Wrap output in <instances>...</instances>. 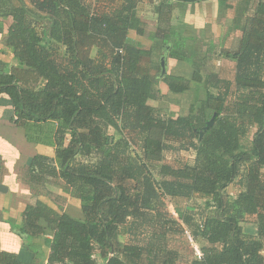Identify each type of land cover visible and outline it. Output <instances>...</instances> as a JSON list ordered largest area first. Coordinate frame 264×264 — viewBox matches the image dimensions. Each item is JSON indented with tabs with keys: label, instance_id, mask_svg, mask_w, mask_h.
Masks as SVG:
<instances>
[{
	"label": "trees",
	"instance_id": "obj_1",
	"mask_svg": "<svg viewBox=\"0 0 264 264\" xmlns=\"http://www.w3.org/2000/svg\"><path fill=\"white\" fill-rule=\"evenodd\" d=\"M96 1L0 0L1 52L20 64L0 59V95L18 126L56 124L54 156L30 158L27 181L35 195L52 197L61 186L83 216L37 198L20 222L7 221L22 249L0 248V264H44L39 241L50 250L47 264H184L169 239L187 238L186 231L202 255L185 264H264V0H217L221 9L245 2L238 48L221 51L235 63L233 80L195 63L187 74L162 76L154 50L130 37L146 33L142 0ZM172 2L150 0L153 38L185 63ZM161 84L177 95L198 90L187 115L150 104L165 98ZM181 152L192 153L193 163L163 161ZM159 188L171 199H201L203 207L178 210V222Z\"/></svg>",
	"mask_w": 264,
	"mask_h": 264
},
{
	"label": "crops",
	"instance_id": "obj_2",
	"mask_svg": "<svg viewBox=\"0 0 264 264\" xmlns=\"http://www.w3.org/2000/svg\"><path fill=\"white\" fill-rule=\"evenodd\" d=\"M89 1L92 3L97 2L96 0ZM118 1L109 0L106 2L112 6L118 3ZM158 2L155 3L157 4ZM146 4L148 5L146 11L141 12L142 4H140L139 11V15L146 25L145 36H139L135 32H131L130 37L133 40L135 39L144 48L154 50L151 60L154 62L156 55L162 51H160V45H158L160 41L153 38V33L156 32L157 16L153 12V6L150 2H146ZM98 5L100 9L104 8L101 7L102 3ZM228 5L229 8L221 9L217 0H202L194 4L172 2V26L177 29L182 38H184V41H186L185 61L188 64L179 66L178 63L181 62H178L174 65V60L170 59L169 63L173 67L169 69L170 73L177 68V71L187 74L190 71L189 64L195 63L206 66L207 61L216 55L220 57L218 64L220 65L223 62L218 74L223 79H234L235 63L230 59L224 58L221 51H236L238 48L240 28L246 24V15L244 13L245 2L231 1ZM7 26L8 21L5 22V30ZM2 37L3 35L0 33V59L9 66H20L19 62L10 52H1L3 49L1 44ZM188 53L190 55H187ZM227 65L231 68V71L233 69V74H231L233 77L231 78L225 74V70H229L226 67ZM206 67L208 68V65ZM212 70L216 72L214 69ZM161 85L163 87V84ZM163 93L166 96L164 90ZM8 99V96L0 95V184L8 189L6 193L0 192V217L2 218V221H0V248L7 252L19 253L22 249V240L18 235L13 233L10 224L7 223L9 219H15L17 222H20L23 211L37 198L57 211H60L57 205L60 204L63 206L65 212L77 217L81 210V203L79 200L65 194L62 187L58 185L52 188V197L48 193L40 195L33 193L27 181L26 165L28 160L37 154L54 156L56 124L51 122L53 125L52 132H50L51 139L48 141L29 139L27 129L23 126H18L15 122V112L9 104ZM47 124L50 123L39 124L35 128L42 131L44 130L43 127ZM32 126H35V124ZM54 193L67 198L68 204L63 205L66 201L63 204L62 201H57ZM71 205L79 207L76 214L71 212ZM51 236L52 232H48V237L50 238ZM39 244L42 245L44 264H47L50 250L45 246L43 241H39Z\"/></svg>",
	"mask_w": 264,
	"mask_h": 264
},
{
	"label": "rangeland",
	"instance_id": "obj_3",
	"mask_svg": "<svg viewBox=\"0 0 264 264\" xmlns=\"http://www.w3.org/2000/svg\"><path fill=\"white\" fill-rule=\"evenodd\" d=\"M104 2H106L105 0H103ZM103 1H102V5L103 6ZM155 2L159 1V0H154ZM146 2H150V0H142L141 4H142V8H141V12L142 11H146L147 9V4ZM101 4V3H100ZM189 4V3H187ZM194 4V3H192ZM96 6H98V4H96ZM182 37V36H181ZM135 40V39H134ZM137 42V41H136ZM138 43V42H137ZM184 43H186V41H184ZM185 50V47H184ZM165 55V56H164ZM187 55H190V53H188ZM165 57V61H166V71L169 72V69L173 68L169 61L170 58L168 57V52L164 53V51L162 50L161 53H158V55H156L155 59V63L156 64H161V59L162 57ZM161 57V58H160ZM219 56H214L212 57V59H209L207 61V65H208V69L211 70L214 69L217 73L220 70V68L222 67L223 62L220 63V65L218 64L219 61ZM185 63H188L186 61H184ZM178 61L174 60V65L177 64ZM185 63H178L179 66H183ZM190 65V64H189ZM206 65V66H207ZM170 66V67H169ZM226 67L229 68V66L227 65ZM230 73V74H229ZM162 74V72H161ZM171 74H177V75H183L181 72L174 70ZM225 74L226 76H229L230 78L233 77V69L231 71V68H229V70H225ZM231 75V76H230ZM162 91L164 90V92H166V96L164 99L162 100H152L150 101V104L154 107H156L158 110H160L163 114L165 115H169V116H179V115H187L190 111V108L192 105H194L196 103V97H198V90L197 89H193L190 90L186 93L183 94H172L169 92L168 88L163 85H160ZM199 97L203 98L204 97V92H201L199 94ZM52 124H47L46 126H44V130H40V129H36L35 126L30 127L29 129H27V135L29 137V139H34L36 141H48L49 139H51V133L52 132ZM44 131V132H43ZM252 135L253 132H251L249 134V136L247 138H245L243 140V143L245 145V147H249L251 145V140H252ZM163 161L171 164L173 166H178L181 164H191L194 161V157L192 155V153H187V152H181L179 155L175 154V153H167L164 158ZM238 185H232L229 188V193L231 196H235L237 194L238 191ZM159 192L161 193V196L163 197V199L165 200L166 203V211L171 214L172 218L177 220L178 222H181L180 217H179V211H186L188 207H203L204 201L201 199H193V200H187L185 198H176V199H171L166 197L161 189L159 188ZM67 201L63 204V205H67ZM79 207H76L75 205H71L70 206V210L72 213L76 214L78 212ZM200 213L198 212L197 215H199ZM81 215V216H80ZM204 215V214H203ZM76 218H82V212L80 210L79 212V216H75L72 215ZM173 238L169 239V246L171 248L176 247L178 248V250H180V254H182V256H184V260H182L183 262L187 263L190 258H193L195 256V249H194V245L192 246V243L188 240V237H184L182 234H177V235H173ZM123 240H127V238H123ZM184 263V264H185ZM102 264V261H101Z\"/></svg>",
	"mask_w": 264,
	"mask_h": 264
},
{
	"label": "water",
	"instance_id": "obj_4",
	"mask_svg": "<svg viewBox=\"0 0 264 264\" xmlns=\"http://www.w3.org/2000/svg\"><path fill=\"white\" fill-rule=\"evenodd\" d=\"M175 2H181V3H196L202 0H173ZM161 67H162V76L166 73V61H165V57H162L161 59ZM8 191V189L3 186L2 184H0V192H4L6 193Z\"/></svg>",
	"mask_w": 264,
	"mask_h": 264
},
{
	"label": "built area",
	"instance_id": "obj_5",
	"mask_svg": "<svg viewBox=\"0 0 264 264\" xmlns=\"http://www.w3.org/2000/svg\"><path fill=\"white\" fill-rule=\"evenodd\" d=\"M186 236L189 238V240H190L191 242L194 243L193 238H192V236H191V233H190L189 231H186ZM194 249H195V252H196L197 255H199V256L202 255L201 252H200V250H199V248H198V246H197L196 244H194Z\"/></svg>",
	"mask_w": 264,
	"mask_h": 264
}]
</instances>
